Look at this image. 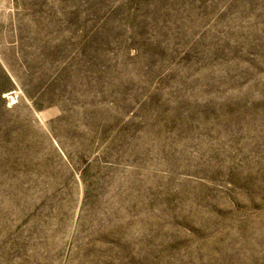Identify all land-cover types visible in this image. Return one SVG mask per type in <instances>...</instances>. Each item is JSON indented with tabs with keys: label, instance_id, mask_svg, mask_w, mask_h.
Wrapping results in <instances>:
<instances>
[{
	"label": "rangeland",
	"instance_id": "obj_1",
	"mask_svg": "<svg viewBox=\"0 0 264 264\" xmlns=\"http://www.w3.org/2000/svg\"><path fill=\"white\" fill-rule=\"evenodd\" d=\"M0 264H264V0H0Z\"/></svg>",
	"mask_w": 264,
	"mask_h": 264
}]
</instances>
